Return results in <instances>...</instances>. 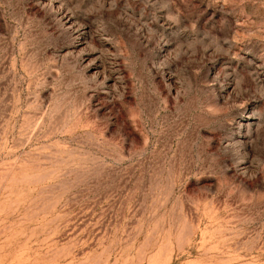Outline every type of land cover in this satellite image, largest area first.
I'll use <instances>...</instances> for the list:
<instances>
[{"label": "rangeland", "instance_id": "rangeland-1", "mask_svg": "<svg viewBox=\"0 0 264 264\" xmlns=\"http://www.w3.org/2000/svg\"><path fill=\"white\" fill-rule=\"evenodd\" d=\"M0 264H264V0H0Z\"/></svg>", "mask_w": 264, "mask_h": 264}]
</instances>
